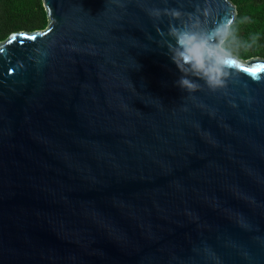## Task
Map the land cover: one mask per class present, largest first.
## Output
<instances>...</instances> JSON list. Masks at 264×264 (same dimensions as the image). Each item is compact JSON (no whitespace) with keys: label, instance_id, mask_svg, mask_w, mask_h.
Here are the masks:
<instances>
[{"label":"water","instance_id":"95a60500","mask_svg":"<svg viewBox=\"0 0 264 264\" xmlns=\"http://www.w3.org/2000/svg\"><path fill=\"white\" fill-rule=\"evenodd\" d=\"M42 5L34 40L0 41V264H264V70L243 71L264 59L189 93L160 35L179 21L149 15L235 5Z\"/></svg>","mask_w":264,"mask_h":264},{"label":"clouds","instance_id":"9594fccd","mask_svg":"<svg viewBox=\"0 0 264 264\" xmlns=\"http://www.w3.org/2000/svg\"><path fill=\"white\" fill-rule=\"evenodd\" d=\"M211 11L209 7L197 8V12L205 17ZM149 15L157 19L169 16L179 21L176 24L170 22L167 31H161L160 35L164 37L163 45L167 46L172 62L182 74L175 83L189 93L202 88L190 77L203 80L204 86L212 91L223 87L229 76L228 68L239 62L236 52L241 47H252L257 40L256 36L249 41L238 39L233 27L234 16L209 27L196 14H188L187 19H183L184 14L176 8H152Z\"/></svg>","mask_w":264,"mask_h":264},{"label":"trees","instance_id":"16d2710c","mask_svg":"<svg viewBox=\"0 0 264 264\" xmlns=\"http://www.w3.org/2000/svg\"><path fill=\"white\" fill-rule=\"evenodd\" d=\"M230 1L236 7V22L233 27L238 39L249 41L252 36H256V42L264 47V0ZM47 24L42 0H2L0 2V41H5L12 34L21 31L43 30ZM238 57L242 60L251 58Z\"/></svg>","mask_w":264,"mask_h":264},{"label":"rangeland","instance_id":"374dc122","mask_svg":"<svg viewBox=\"0 0 264 264\" xmlns=\"http://www.w3.org/2000/svg\"><path fill=\"white\" fill-rule=\"evenodd\" d=\"M244 41V40H241ZM237 56L251 57V59H264V47H262L258 42H255L250 48L241 47L237 53ZM240 59V58H239Z\"/></svg>","mask_w":264,"mask_h":264},{"label":"snow or ice","instance_id":"6c2138e0","mask_svg":"<svg viewBox=\"0 0 264 264\" xmlns=\"http://www.w3.org/2000/svg\"><path fill=\"white\" fill-rule=\"evenodd\" d=\"M17 36L22 37L23 39L20 40V43H23L24 39H29V40H34L36 37L35 35H29L27 33L21 32L19 34H12L11 37L9 38L8 43H12L13 41L17 40ZM262 70H264V65H261L260 68H244L243 71H245L246 73H250L252 74L254 79L259 78L257 76V73L261 72Z\"/></svg>","mask_w":264,"mask_h":264}]
</instances>
